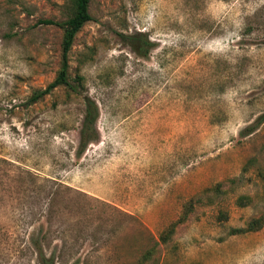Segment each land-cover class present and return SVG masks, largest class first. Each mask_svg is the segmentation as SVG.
Returning <instances> with one entry per match:
<instances>
[{"label": "rangeland", "instance_id": "374dc122", "mask_svg": "<svg viewBox=\"0 0 264 264\" xmlns=\"http://www.w3.org/2000/svg\"><path fill=\"white\" fill-rule=\"evenodd\" d=\"M71 0H0V264H264V0H90L55 77ZM143 33L137 55L123 35ZM258 173L261 176H258ZM241 195L251 198L241 206ZM181 219L166 240L163 235Z\"/></svg>", "mask_w": 264, "mask_h": 264}, {"label": "trees", "instance_id": "16d2710c", "mask_svg": "<svg viewBox=\"0 0 264 264\" xmlns=\"http://www.w3.org/2000/svg\"><path fill=\"white\" fill-rule=\"evenodd\" d=\"M90 0H71L70 15L65 20L54 19H40L37 24L55 25L62 30L61 39V59L57 73L53 80L48 83L45 88L37 89L32 92L28 98V104H33L44 96L50 94L55 88L63 86L67 90L80 96L82 104L84 106L83 118L79 129V151H83L89 143L93 142L97 138L96 121L98 117V106L96 102L87 94H83L80 90L83 86V77L81 75H75L73 78L69 73V52L72 48L74 39L78 31L84 26L86 22L92 19L89 12ZM125 42L131 46L133 51L141 56L146 57L152 46L147 36L143 33L126 34L123 35ZM264 123V112L260 113L256 119L249 125H247L242 131V135H248L254 132L261 124ZM258 176H261L258 173ZM237 202L243 206L246 202H251V198L246 195L238 197ZM181 221L176 220L169 228L167 235L162 236V240H166L170 234L173 233L176 224ZM264 223V213L252 218L245 228H234L231 234L254 231L262 227ZM31 244L36 255L37 264H57L53 255H46L44 249L37 239H31Z\"/></svg>", "mask_w": 264, "mask_h": 264}]
</instances>
